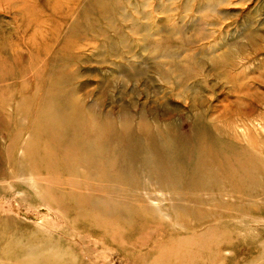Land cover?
<instances>
[{
    "label": "rangeland",
    "instance_id": "obj_1",
    "mask_svg": "<svg viewBox=\"0 0 264 264\" xmlns=\"http://www.w3.org/2000/svg\"><path fill=\"white\" fill-rule=\"evenodd\" d=\"M248 105L264 112V0H0V264H264V222L176 215L125 154L128 122L186 133L193 107L230 106L224 124Z\"/></svg>",
    "mask_w": 264,
    "mask_h": 264
},
{
    "label": "bare ground",
    "instance_id": "obj_2",
    "mask_svg": "<svg viewBox=\"0 0 264 264\" xmlns=\"http://www.w3.org/2000/svg\"><path fill=\"white\" fill-rule=\"evenodd\" d=\"M220 2L221 3H227V2H229V0H220ZM246 23L249 26H251V23H252L251 18ZM254 37H259V33L257 30H256V32H251V31L249 32L248 31L244 34V38H246L250 42L254 39ZM253 48H254L253 49L254 51H258V49H259L258 46H254ZM188 60H190V59H187V61ZM174 63H176V62H174ZM169 67L172 68V66H170V65H169ZM230 67L232 68L233 66H230ZM219 69H221V68H219ZM222 71H224V70H222ZM163 73H165V72H163ZM159 74H160V72H159ZM168 75L171 76L170 73ZM179 75H181V74H179ZM175 76L177 77V75H175ZM190 77H191L190 75H184L183 76V78H186L185 80H187ZM181 78H180V80H181ZM67 79H68V81L70 80L68 77H67ZM173 80H174V78H173ZM193 108H194V112L189 117V119H190L189 129L186 133L181 132L179 127L174 126L172 123L168 122V120H164V121L154 120L151 122H147L144 119H141L139 121V123H137L134 126L128 122L125 125V146H126L125 154H126L127 161H129V162H127V166L130 167L133 164H137L141 167L143 166L142 168L140 167V169H144L143 170L144 172L146 170L151 174H153V173L156 174V176H155L156 180H155L154 184H155L156 188L159 189L160 192L166 191L164 189H167L169 187L174 188L175 191L174 192L171 191L172 193L170 192L169 189H167V191L169 190V192H167V194H166V192H163L161 194L165 193L164 195L166 197H168V199L171 202V206H170L171 210L174 211V214H176V215H178L179 213L180 214L181 213L186 214L191 209H193V210H191L192 213H194L193 211H195L197 213L198 209L203 210L202 208H197V206H214V205H217L219 207L222 206L221 207V209H222L223 206H229L232 203H234V204L238 203V206H232V208H224L227 210V212L230 213V214H228L227 217H229L230 219L232 218V220L235 218L236 219L239 218L240 220H242V218H243V221H238L241 223L242 222L244 223L245 222L244 220L247 217L252 218V220L254 219L255 221L264 222V218H260V217L255 216L259 210L260 211L262 210V212H264V208L263 207L260 208V206L258 205L259 202L262 203L264 201V112L261 113L258 111V109L255 106L248 105L245 107L247 109V114H246L245 119H240L236 122H230V123L227 122V123L223 124L221 122V118L223 117V112L227 111L230 108V106H222V107L211 108V109H208V107H206L205 113L199 107H196V108L193 107ZM189 119L186 121H189ZM61 121H63V120H61ZM95 151L91 148H88V154H89V156H91L92 161L96 157V155H94ZM84 159H85V157H84ZM101 161H103L102 158H101ZM112 161L113 160H111V162ZM125 162H123L122 164H124ZM78 163H79V160H78ZM105 166H107V165H105ZM124 166L126 167V164H124ZM77 167H79V165ZM121 167H122V165H121ZM134 167H136V166H134ZM97 168H98V165H97ZM105 171H107V170H105ZM100 173H102V172H100ZM149 173H148V175H149ZM144 174H143V176H144ZM154 174H153V176H154ZM149 176H151V175H149ZM101 177H103L102 174H101ZM146 177H147V175H146ZM155 177H154V179H155ZM109 178H111V177H109ZM137 178L139 179V177H137ZM143 178L146 179L145 176ZM151 178H152V176H151ZM28 182H30V181H28ZM118 184H119V182H118ZM118 184L116 182V185H118ZM140 184H142V183H140ZM111 185H112V182L110 183V186ZM134 185H136V184H134ZM138 188H140V185ZM178 188H180V189H178ZM128 189H133V188H128ZM143 189H145V188H143ZM98 190H99V188H97L94 192H96ZM143 191H145V190H143ZM148 191H149V189H148ZM134 192H137V191H135V188H134ZM150 193H152V192H150ZM98 194L99 193H97V195ZM154 194H155V192H154ZM100 195H101V193H100ZM136 195H138V194H136ZM129 196H130V194H129ZM102 197H106V196L103 195ZM111 197H113V196H111ZM134 197H135V195H134ZM147 199H149V201L152 205L158 204L160 202V201H154L148 195H147ZM117 201H118V199H117ZM161 201H163V200H161ZM131 204H134V203H131ZM140 205H141V203H140ZM194 206H196V208H194ZM244 206H246V208H248V209L244 210L243 209ZM235 207H237V208H235ZM260 211H259V213H260ZM198 212L200 213L201 211H198ZM250 213H252L253 215H250ZM138 214H139V212H138ZM135 215H134V217H135ZM142 215L144 217L143 213L141 214V216ZM189 215H192V214H189ZM257 215H259V214H257ZM188 218H189V216H188ZM217 218L219 220L218 216H217ZM175 219H176V217H175ZM149 221L151 222L153 220H149ZM195 221H196V218H195ZM221 221H223V220H219V222H221ZM231 221H229V223H232ZM233 221H236V220H233ZM138 222H140V221H138ZM173 222H176V220L175 221L173 220ZM187 223H188V221H187ZM217 223H215V224L217 225ZM138 224H140V223H138ZM193 224L194 223H192V225ZM237 224H235V225H237ZM244 224H247V222H245ZM165 225H167V224L165 223ZM212 226H209V228H208L209 231H207V232L209 234H211L210 229L213 230L211 228ZM241 226L243 229L244 228L243 224ZM189 227H190V225H189ZM227 227H229V226H227ZM244 229H247V228H244ZM248 229L250 230V228H248ZM261 229L264 231L263 227ZM199 230H200V228H199ZM254 230H255V228L253 229V232H254ZM256 230H257V227H256ZM251 231H252V228H251ZM201 233L199 232L198 234H200V236L202 237L204 233L203 234H201ZM261 233H264V232L261 231ZM249 234H250V231H249ZM253 234H255V233H253ZM240 235H238L236 237H238V239H239ZM101 236H103V235H101ZM198 236H196V237H198ZM246 236H248V235H246ZM196 237L195 238L192 237L193 240L196 239ZM211 237H213L212 234H211ZM185 238L187 240H189V237L188 238L185 237ZM185 238H182V239L179 238V239L185 240ZM209 238H210V236H209ZM202 239H203V237H202ZM206 239H207L206 237L203 239L204 242ZM244 239H245V237H244ZM173 240H174V238H173ZM187 240H185V242ZM208 241L206 243H208ZM178 242H180V241H178ZM188 242L189 241H187V244L186 243L184 244V241H183L182 245L186 246L185 248H188L190 246V243L188 244ZM237 242H239V241L237 240ZM175 243L176 242H174V244ZM201 243H203V242L201 241ZM158 244H159V242H158ZM170 244H172V243H170ZM229 244H231V243H229ZM229 244H227V245H229ZM165 245H164V247H165ZM180 245H181V243H180ZM187 245H188V247H187ZM261 245H263V244H261ZM173 246L174 245H172L171 247H173ZM184 246H182V247L184 248ZM200 246H202V245H200ZM204 246L206 247V244ZM155 247H157V246H155ZM195 247L196 248L198 247L197 244H195V246L193 244V247L190 249L193 250V248H195ZM166 248L168 249V247H165V250H167ZM196 248H195V250H196ZM199 248L200 247H198L197 250H199ZM171 249H169V250H171ZM176 249L179 250V248H176ZM176 249L173 250L174 255L178 252V250H176ZM253 249H254V247H253ZM154 250H156V249H154ZM192 250H188V251H192ZM200 250H201V248H200ZM167 251L164 253L167 254ZM173 251L171 250L172 253L170 252L172 254V256H173ZM182 251H183V249H182ZM206 251H209V250H206ZM151 252H153V251L151 250ZM183 252L185 253V252H187V250L186 251L184 250ZM156 253H158V252H156ZM178 253L180 255V251ZM192 253H193V251H192ZM149 255L151 256V254H149ZM183 255L184 254H182V256H180V257H183ZM187 255L189 258V256L191 254L189 255V253H188V254H186V256ZM186 256H184V257L186 258ZM196 258H199V256H197ZM202 258H204V257H202ZM178 259L179 258H177L175 261H177ZM184 259H182V260H184ZM182 260L180 259L179 263ZM214 260H215V258H214ZM201 261H199V263ZM214 262L215 261H213V263ZM170 263H171V261H170ZM204 263H205V261H204ZM213 263L210 262V264H213ZM139 264H141V263H139ZM190 264H192V261Z\"/></svg>",
    "mask_w": 264,
    "mask_h": 264
}]
</instances>
